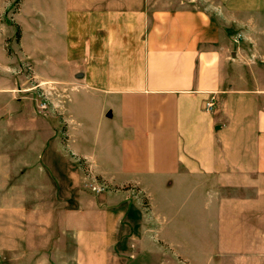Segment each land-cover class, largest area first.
<instances>
[{"label": "crops", "instance_id": "1", "mask_svg": "<svg viewBox=\"0 0 264 264\" xmlns=\"http://www.w3.org/2000/svg\"><path fill=\"white\" fill-rule=\"evenodd\" d=\"M33 13L21 11V53L38 86H68V153L88 166L85 264L126 234L159 238L182 264H264V0ZM33 108L0 99V134H55Z\"/></svg>", "mask_w": 264, "mask_h": 264}, {"label": "rangeland", "instance_id": "2", "mask_svg": "<svg viewBox=\"0 0 264 264\" xmlns=\"http://www.w3.org/2000/svg\"><path fill=\"white\" fill-rule=\"evenodd\" d=\"M67 2L0 0V82L14 83V90L1 91L0 99L27 100L44 117V125L56 131L0 134V264L88 261V166L68 153V126L63 118L68 86H38L32 79V65L21 53L20 40L9 37L12 28L17 32L22 10L31 22L36 13L33 9L40 7L53 15L54 8ZM48 64L39 67L45 71L50 69ZM42 102L47 103L46 110L41 109ZM109 189L113 190L106 187ZM139 199L147 209L146 199ZM117 238L105 264L183 262L178 252L165 249L166 244L155 236L126 234ZM102 257L105 259V254Z\"/></svg>", "mask_w": 264, "mask_h": 264}, {"label": "built area", "instance_id": "3", "mask_svg": "<svg viewBox=\"0 0 264 264\" xmlns=\"http://www.w3.org/2000/svg\"><path fill=\"white\" fill-rule=\"evenodd\" d=\"M213 105H214V103H213V100H212V101H210V102L207 104V109H208V110H211V109L213 108ZM40 106H41V109H43V110H46V109L48 108L46 102H42V103L40 104Z\"/></svg>", "mask_w": 264, "mask_h": 264}, {"label": "trees", "instance_id": "4", "mask_svg": "<svg viewBox=\"0 0 264 264\" xmlns=\"http://www.w3.org/2000/svg\"><path fill=\"white\" fill-rule=\"evenodd\" d=\"M20 38H21V31H20V27L17 26L16 39L19 41Z\"/></svg>", "mask_w": 264, "mask_h": 264}]
</instances>
